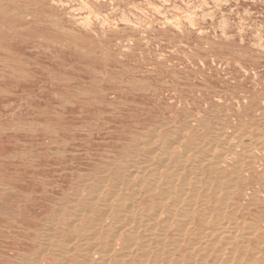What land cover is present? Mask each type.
Returning a JSON list of instances; mask_svg holds the SVG:
<instances>
[{
    "label": "rangeland",
    "instance_id": "374dc122",
    "mask_svg": "<svg viewBox=\"0 0 264 264\" xmlns=\"http://www.w3.org/2000/svg\"><path fill=\"white\" fill-rule=\"evenodd\" d=\"M0 19V264H156L185 245L173 242L175 225L158 222L171 206L189 232L184 207L207 216V237L187 235L191 264L264 263V0H0ZM118 202L135 206L134 225L114 223ZM214 216L225 219L221 229ZM132 225L140 234L133 241L148 242L145 259L137 258L145 250L113 234Z\"/></svg>",
    "mask_w": 264,
    "mask_h": 264
},
{
    "label": "bare ground",
    "instance_id": "6f19581e",
    "mask_svg": "<svg viewBox=\"0 0 264 264\" xmlns=\"http://www.w3.org/2000/svg\"><path fill=\"white\" fill-rule=\"evenodd\" d=\"M37 1V0H36ZM65 1V0H64ZM172 1V0H171ZM79 2V1H78ZM93 2H94V0H93ZM103 2V1H102ZM101 2V3H102ZM107 2V1H106ZM109 3V2H108ZM21 4V3H20ZM41 4H43L42 2H41ZM94 4V3H93ZM104 5H105V3H103ZM110 4V3H109ZM22 5V4H21ZM49 5V4H48ZM103 5V6H104ZM2 6V5H1ZM102 6V5H101ZM107 7V6H106ZM11 9V8H10ZM43 10H44V8H43ZM46 10V9H45ZM57 10V9H56ZM64 10H65V8H64ZM127 10V9H126ZM61 11V10H60ZM57 13V12H56ZM59 13V12H58ZM62 13V12H61ZM64 17V16H63ZM3 19V18H2ZM39 19V18H38ZM1 20V19H0ZM9 20V19H8ZM16 20V19H15ZM29 20V19H28ZM40 20V19H39ZM12 21V20H11ZM22 21V20H21ZM16 22V21H15ZM30 22V21H29ZM211 22V21H210ZM8 24H10L9 22H7ZM33 23V22H32ZM1 25V24H0ZM50 25V24H49ZM66 25V24H65ZM167 25V24H166ZM211 25V24H210ZM5 26H7L6 25V23H5ZM21 26V25H20ZM24 26V25H23ZM26 26V25H25ZM8 27H10V26H8ZM30 28H31V26H29ZM47 27V26H46ZM72 27V26H71ZM28 28V27H27ZM49 28H51V27H49ZM57 28V27H56ZM6 29V28H5ZM24 29H25V27H24ZM33 29V28H32ZM43 29V28H42ZM77 29V28H76ZM133 29V28H132ZM188 29V28H187ZM7 30V29H6ZM10 30H13V29H11V27H10ZM30 30V29H29ZM49 30V29H48ZM130 30V29H129ZM16 31H18V30H16ZM31 31H33V30H31ZM40 31V30H39ZM186 31V30H185ZM9 32V31H8ZM13 32H14V30H13ZM12 32V33H13ZM36 32V31H35ZM41 32V31H40ZM44 32V31H43ZM43 32H41V33H43ZM162 32V31H161ZM164 32V31H163ZM194 32V31H193ZM192 32V33H193ZM38 33V32H37ZM114 33V32H113ZM128 33V32H127ZM140 33V32H139ZM157 33V32H156ZM168 33V32H167ZM195 33V32H194ZM9 34V33H8ZM19 34V33H18ZM36 34V33H35ZM58 34V33H57ZM62 34V33H61ZM130 34V33H129ZM132 34V33H131ZM188 34V33H187ZM13 35V34H12ZM40 35V34H39ZM56 35V34H55ZM83 35H85V34H83ZM124 35V34H123ZM169 35V34H168ZM173 35V34H172ZM190 35V34H189ZM188 35V36H189ZM0 36H2V35H0ZM70 36V35H69ZM89 36V35H88ZM109 36V35H108ZM139 36V35H138ZM147 36H149L148 34H147ZM155 36H157V35H155ZM201 36V35H200ZM5 37V36H4ZM15 37V36H14ZM19 37V36H18ZM17 37V38H18ZM61 36H59V38H60ZM124 37V36H123ZM162 37H165L164 35H162ZM198 37V36H197ZM202 37V36H201ZM207 37H208V35H207ZM206 37V38H207ZM2 38V37H1ZM24 38V37H23ZM31 38V37H30ZM38 38V37H37ZM45 38V37H44ZM63 38V37H62ZM128 38V37H127ZM170 38H171V36H170ZM180 38V37H179ZM182 38V37H181ZM4 39H6V38H4ZM11 39V38H10ZM32 39V38H31ZM42 39V38H41ZM48 39V38H47ZM61 39V38H60ZM60 39H57V40H60ZM149 39H150V37H149ZM166 39H168V38H166ZM171 39H175V38H171ZM170 39V40H171ZM184 39H186V37L184 38ZM197 39V38H196ZM195 39V40H196ZM15 40V39H14ZM20 40V39H19ZM22 40V39H21ZM39 40V39H38ZM51 40V39H50ZM55 40V39H54ZM56 40V41H57ZM68 40V39H67ZM115 40V39H114ZM141 40V39H140ZM144 40V39H143ZM165 40V39H164ZM225 40V39H224ZM53 41V40H52ZM55 41V42H56ZM65 41V40H64ZM70 41V40H69ZM104 41V40H103ZM117 41V40H116ZM115 41V42H116ZM219 41H221V40H219ZM21 42V41H20ZM19 42V43H20ZM41 42V41H40ZM122 42V41H121ZM141 42V41H140ZM156 42V41H155ZM179 42V41H178ZM192 42V41H191ZM198 42V41H197ZM217 42V41H216ZM18 43V42H17ZM37 43V42H36ZM47 43V42H46ZM65 43H66V41H65ZM139 43V42H138ZM180 43V42H179ZM203 43V42H202ZM219 43H221V42H219ZM223 43V42H222ZM229 43V42H228ZM27 44H28V42H27ZM39 44V43H38ZM43 44V43H42ZM107 44V43H106ZM113 44V43H112ZM154 44V43H153ZM25 45V44H24ZM108 45H110V44H108ZM161 45V44H160ZM202 45V44H201ZM227 45V44H226ZM4 46V45H3ZM107 46V45H106ZM155 46V45H154ZM159 46V45H158ZM230 46V45H229ZM232 46V45H231ZM6 47V46H5ZM14 47V46H13ZM30 47V46H29ZM44 47V46H43ZM52 47V46H51ZM117 47V46H116ZM225 47V46H224ZM235 47H237V46H235ZM9 48V47H8ZM165 48V47H164ZM216 48V47H215ZM242 48V47H241ZM240 48V49H241ZM16 49V48H15ZM14 49V50H15ZM21 49H23V48H20V50ZM33 49V48H32ZM41 49V48H40ZM13 50V49H12ZM13 50V51H14ZM19 50V49H18ZM135 50V49H134ZM141 50V49H140ZM179 50V49H178ZM189 50V49H188ZM245 49H243V51H244ZM10 51V50H9ZM17 51V50H16ZM40 51H43V50H40ZM54 51V50H53ZM75 51V50H74ZM117 51V50H116ZM143 51H145V50H143ZM148 51V50H147ZM153 51H155V49L153 50ZM58 52V51H57ZM146 52V51H145ZM224 52V51H223ZM234 52V51H233ZM256 52V51H255ZM36 53V52H35ZM52 53H54V52H52ZM129 53V52H128ZM139 53V52H138ZM213 53V52H212ZM230 53V52H229ZM257 53V52H256ZM43 54V53H42ZM45 54V53H44ZM68 54H69V52H68ZM76 54V53H75ZM205 54V53H204ZM58 55V54H57ZM61 55V54H60ZM81 55V54H80ZM128 55V54H127ZM145 55V54H144ZM183 55V54H182ZM228 55V54H227ZM5 56V55H4ZM55 56V55H54ZM64 56V55H63ZM74 56V55H73ZM113 56V55H112ZM135 56V55H134ZM174 56V55H173ZM177 56V55H176ZM250 56V55H249ZM53 57V56H52ZM59 57V56H58ZM72 57V56H71ZM116 57V56H115ZM129 57V56H128ZM169 57V56H168ZM178 57V56H177ZM43 58H46V57H43ZM49 58V57H48ZM65 58V57H64ZM67 58V57H66ZM77 58V57H76ZM81 57H79V59H80ZM86 58V57H85ZM97 58V57H96ZM149 58V57H148ZM182 58V57H181ZM230 58V57H229ZM87 59V58H86ZM116 59V58H115ZM114 59V60H115ZM139 59H141V58H139ZM145 59V58H144ZM173 59V58H172ZM184 59V58H183ZM15 60V59H14ZM78 60V59H77ZM112 60V59H111ZM133 60V59H132ZM135 60V59H134ZM138 60V59H137ZM21 61V60H20ZM62 61V60H61ZM68 61V60H67ZM75 61H76V59H75ZM140 61V60H139ZM198 61V60H197ZM250 61V60H249ZM10 62V61H9ZM54 62V61H53ZM82 62V61H81ZM95 62H97L96 61V59H95ZM113 62V61H112ZM118 62H119V60H118ZM133 62V61H132ZM187 62V61H186ZM199 62V61H198ZM33 63V62H32ZM75 63V62H74ZM73 63V64H74ZM102 63V62H101ZM116 63V62H115ZM126 63V62H125ZM193 63V62H192ZM204 63V62H203ZM221 63V62H220ZM254 63H256V62H254ZM39 65L41 64V63H38ZM92 64H93V62H92ZM96 64V63H95ZM129 64V63H128ZM189 64V63H188ZM210 64H211V62H210ZM225 64V63H224ZM232 64H234V63H232ZM259 64V63H258ZM257 64V65H258ZM97 65V64H96ZM114 65V64H113ZM157 65H159V64H157ZM186 65H187V63H186ZM198 65V64H197ZM200 66H201V64H199ZM219 65V64H218ZM260 65V64H259ZM32 66V65H31ZM43 66V65H42ZM60 66V65H59ZM62 66H63V64H62ZM74 66V65H73ZM144 66V65H143ZM148 66V65H147ZM195 66V65H194ZM248 66V65H247ZM88 67V66H87ZM101 67V66H100ZM129 67V66H128ZM249 67V66H248ZM79 68V67H78ZM92 68H93V66H92ZM96 68V67H95ZM137 68V67H136ZM202 68V67H201ZM205 68V67H204ZM207 68V67H206ZM231 68V67H230ZM22 69V68H21ZM33 69V68H32ZM55 69V68H54ZM81 69V68H80ZM86 69V68H85ZM97 69V68H96ZM158 69V68H157ZM226 69H228V68H226ZM28 70V69H27ZM47 70V69H46ZM50 70V69H49ZM110 70V69H109ZM127 70V69H126ZM159 70V69H158ZM179 70V69H178ZM177 70V71H178ZM203 70V69H202ZM231 70V69H230ZM236 70V69H235ZM26 71V70H25ZM29 71V70H28ZM45 71V70H44ZM75 71V70H74ZM87 71V70H86ZM89 71V70H88ZM104 71V70H103ZM111 71V70H110ZM137 71V70H136ZM181 71H183V70H181ZM198 71V70H197ZM232 71V70H231ZM37 72V71H36ZM67 72H69V71H67ZM109 72V71H108ZM139 72V71H138ZM160 72V71H159ZM200 72H201V70H200ZM216 72V71H215ZM214 72V73H215ZM230 72V71H229ZM235 72H237V71H235ZM78 73V72H77ZM93 73V72H92ZM98 73V72H97ZM104 73V72H103ZM189 73V72H188ZM208 73V72H207ZM220 73V72H219ZM238 73V72H237ZM236 73V74H237ZM34 74V73H33ZM41 74V73H40ZM48 75H49V73H47ZM51 74H53V73H51ZM80 74V73H79ZM99 74V73H98ZM105 74V73H104ZM210 74V73H209ZM222 74V73H221ZM223 74H224V71H223ZM239 74V73H238ZM34 75H36V74H34ZM190 75V74H189ZM193 75V74H192ZM232 75V74H231ZM243 74H241V76H242ZM195 76V75H194ZM216 76V75H215ZM250 76V75H249ZM40 77V76H39ZM44 77V76H43ZM51 77V76H50ZM49 77V78H50ZM147 77V76H146ZM190 77H191V75H190ZM206 77V76H205ZM208 77V76H207ZM212 77V76H211ZM237 77V76H236ZM252 77V76H251ZM257 77V76H256ZM77 78V77H76ZM116 78V77H115ZM127 78H129V77H127ZM143 78V77H142ZM155 78V77H154ZM157 78V77H156ZM170 78H171V76H170ZM216 78V77H215ZM222 78V77H221ZM230 78V77H229ZM232 78V77H231ZM79 79V78H78ZM103 79V78H102ZM185 79H186V77H185ZM205 79H207V78H205ZM239 79V78H238ZM258 79V78H257ZM54 80V79H53ZM80 80V79H79ZM91 80V79H90ZM89 80V81H90ZM93 80V79H92ZM106 80V79H105ZM130 80V79H129ZM224 80V79H223ZM244 80V79H243ZM4 81V80H3ZM7 81L9 82V80L7 79ZM87 81V80H86ZM153 81V80H152ZM162 81V80H161ZM173 81V80H172ZM198 81V80H197ZM246 81V80H245ZM260 81V80H259ZM258 81V82H259ZM262 81H264V80H262ZM31 82V81H30ZM33 82V81H32ZM51 82H53V81H51ZM109 82V81H108ZM159 82V81H158ZM183 82V81H182ZM238 82V81H237ZM80 83V82H79ZM214 83V82H213ZM226 83V82H225ZM231 83V82H230ZM229 83V84H230ZM260 83V82H259ZM35 84V83H34ZM72 84V83H71ZM107 84H109V83H107ZM114 84V83H113ZM156 84V83H155ZM181 84V83H180ZM184 84V83H183ZM188 84H189V82H188ZM239 84V83H238ZM42 85V84H41ZM79 85V84H78ZM96 85V84H95ZM228 85V84H227ZM233 85V84H232ZM235 85V84H234ZM5 86V85H4ZM30 86V85H29ZM31 86H33V85H31ZM76 86V85H75ZM85 86V85H84ZM89 86V85H88ZM87 86V87H88ZM176 86V85H175ZM201 86V85H200ZM225 86V85H224ZM252 86V85H251ZM36 87V86H35ZM91 87V86H90ZM166 87V86H165ZM240 87H242V86H240ZM264 87V86H263ZM220 88V87H219ZM227 88V87H226ZM237 87H235V89H236ZM252 88V87H251ZM25 89H26V87H25ZM74 89V88H73ZM93 89V88H92ZM110 89V88H109ZM119 89V88H118ZM239 89V88H238ZM237 89V90H238ZM241 89V88H240ZM21 90V89H20ZM31 90V89H30ZM33 90V89H32ZM39 90V89H38ZM61 90H63V89H61ZM94 90V89H93ZM101 90V89H100ZM112 90V89H111ZM110 90V91H111ZM190 90V89H189ZM37 91V90H36ZM230 91V90H229ZM233 91V90H232ZM243 91V90H242ZM249 91V90H248ZM33 92V91H32ZM40 92V91H39ZM234 92V91H233ZM61 94L63 93V92H60ZM113 93H114V91H113ZM117 93V92H116ZM198 93V92H197ZM237 93V92H236ZM245 93V92H244ZM248 93V92H247ZM16 94V93H15ZM135 94V93H134ZM165 94V93H164ZM240 94V93H239ZM23 95V94H22ZM48 95V94H47ZM80 95V94H79ZM88 95H90V94H88ZM115 95V94H114ZM113 95V96H114ZM136 95V94H135ZM229 95V94H228ZM231 95V94H230ZM17 96V95H16ZM112 96V95H111ZM197 96V95H196ZM218 96V95H217ZM219 96H221V95H219ZM18 97V96H17ZM23 97V96H22ZM34 97V96H33ZM101 97V96H100ZM116 97V96H115ZM119 97V96H118ZM122 97V96H121ZM138 97V96H137ZM209 97V96H208ZM240 97V96H239ZM251 97V96H250ZM25 98V97H24ZM41 98V97H40ZM44 98V97H43ZM88 98V97H87ZM97 98V97H96ZM108 98V97H107ZM127 98H129V96L127 97ZM126 98V99H127ZM197 98V97H196ZM205 98V97H204ZM223 98H224V96H223ZM254 98V97H253ZM264 98V97H263ZM81 99V98H80ZM85 99V98H84ZM125 99V98H124ZM133 99V98H132ZM208 99V98H207ZM17 100V99H16ZM18 100H19V98H18ZM119 100V99H118ZM140 100V99H139ZM152 100V99H151ZM157 100V99H156ZM263 100V99H262ZM12 101V100H11ZM35 101V100H34ZM54 101V100H53ZM112 101V100H111ZM115 101V100H114ZM134 101V100H133ZM141 101V100H140ZM179 101V100H178ZM226 101V100H225ZM252 101V100H251ZM59 102V101H58ZM82 102V101H81ZM184 102V101H183ZM250 102V101H249ZM60 103V102H59ZM179 103V102H178ZM42 104V103H41ZM118 104V103H117ZM227 104V103H226ZM35 105V104H34ZM43 105V104H42ZM50 105V104H49ZM119 105V104H118ZM260 105H261V103H260ZM0 106H2V105H0ZM77 106V105H76ZM199 106V105H198ZM262 106V105H261ZM209 107V106H208ZM242 107V109L243 108H246L247 106H245V107H243V106H241ZM257 107H259V105L257 106ZM16 108V107H15ZM41 108V107H40ZM95 108V107H94ZM227 108V107H226ZM249 108V107H248ZM261 108V107H260ZM98 109V108H97ZM112 109V108H111ZM117 109V108H116ZM196 109V108H195ZM195 109H193V110H195ZM234 109V108H233ZM95 110V109H94ZM122 110H123V108H122ZM186 110V109H185ZM210 110V109H209ZM257 110V109H256ZM30 111V110H29ZM43 111H44V109H43ZM60 111V110H59ZM85 111V110H84ZM87 111V110H86ZM89 111V110H88ZM103 111H104V108H103ZM106 111V110H105ZM201 111V110H200ZM222 111V110H221ZM236 111V110H235ZM244 111V110H243ZM92 112H94V111H92ZM191 112V111H190ZM193 112V111H192ZM30 113V112H29ZM37 113H41V112H37ZM182 113V112H181ZM204 113H207V112H204ZM239 113V112H238ZM243 113V112H242ZM92 114V113H91ZM90 114V115H91ZM217 114V113H216ZM244 114V113H243ZM246 114H248V113H246ZM246 114H245V116H246ZM255 114H256V112H255ZM189 115V114H188ZM219 115V114H218ZM226 115V114H225ZM224 115V116H225ZM252 115V114H251ZM257 115V114H256ZM45 116V115H44ZM183 116V115H182ZM208 116V115H207ZM213 116V115H212ZM221 116H223V114L221 115ZM17 117V116H16ZM39 117V116H38ZM47 117V116H46ZM121 117V116H120ZM184 117V116H183ZM216 117V116H215ZM241 117H243V116H241ZM20 118V117H19ZM18 118V119H19ZM33 118H34V116H33ZM41 118V117H40ZM43 118V117H42ZM180 118V117H179ZM182 118V117H181ZM217 118V117H216ZM264 118V117H263ZM17 119V120H18ZM36 119V118H35ZM46 119V118H45ZM213 119V118H212ZM229 119V118H228ZM258 119H260V118H258ZM9 120V119H8ZM21 120V119H20ZM31 120V119H30ZM33 120V119H32ZM44 120V119H43ZM73 120V119H72ZM77 120V119H76ZM217 120V119H216ZM215 120V121H216ZM223 120V119H222ZM241 120V119H240ZM250 120V119H249ZM249 120H248V122H249ZM264 120V119H263ZM19 121V120H18ZM22 121V120H21ZM107 121V120H106ZM257 121V120H256ZM22 122H24V121H22ZM41 122V121H40ZM57 122H59V121H57ZM172 122V121H171ZM210 122V121H209ZM226 122V121H225ZM224 122V123H225ZM246 122H247V120H246ZM263 122V121H262ZM215 123V122H214ZM254 123V122H253ZM53 124H55V123H53ZM64 124H67V123H64ZM69 124V123H68ZM67 124V125H68ZM79 124V123H78ZM168 124V123H167ZM222 124V123H221ZM70 125V124H69ZM201 125V124H200ZM223 125H225V124H223ZM222 125V126H223ZM232 125V124H231ZM251 125V124H250ZM172 126V125H171ZM180 126H182V125H180ZM185 126H186V124H185ZM229 126V125H228ZM227 126V127H228ZM240 126V125H239ZM173 127V126H172ZM231 127V126H230ZM69 128V127H68ZM68 128H66V129H68ZM148 128V127H147ZM160 128V127H159ZM188 128V127H187ZM190 128V127H189ZM209 128V127H208ZM218 128V127H217ZM243 128H245V127H243ZM71 129V128H70ZM149 129V128H148ZM182 129H184L183 127H182ZM180 130V131H183V130ZM235 129V128H234ZM253 129V128H252ZM41 130V129H40ZM73 130V129H72ZM145 130H146V128H145ZM192 130V129H191ZM198 130H200V129H198ZM218 130V129H217ZM242 130V129H241ZM244 131V130H243ZM246 131V130H245ZM251 131V130H250ZM211 132V131H210ZM209 132V133H210ZM230 132V131H229ZM233 132V131H232ZM236 132V131H235ZM241 132V131H240ZM47 133H49V132H47ZM60 133V132H59ZM67 133V132H66ZM162 133V132H161ZM212 133V132H211ZM215 133H216V131H215ZM256 133V132H255ZM69 134V133H68ZM142 134V133H141ZM208 134V133H207ZM217 134V133H216ZM258 134H260V133H258ZM20 135V134H19ZM30 135V134H29ZM44 135V134H43ZM178 135V134H177ZM242 135V134H241ZM253 135V134H252ZM257 135V134H256ZM262 135V134H261ZM47 136V135H46ZM45 136V137H46ZM65 136V135H64ZM67 136V135H66ZM70 136V135H69ZM80 136V135H79ZM143 136V135H142ZM190 136V135H189ZM191 136H193V135H191ZM209 136V135H208ZM237 136V135H236ZM30 137V136H29ZM62 137V136H61ZM245 137V136H244ZM50 138V137H49ZM54 138H56L55 136H54ZM70 138V137H69ZM68 138V139H69ZM83 138V137H82ZM128 138V137H127ZM190 138V137H189ZM215 138V137H214ZM236 138V137H235ZM234 138V139H235ZM129 139V138H128ZM140 139V138H139ZM198 139V138H197ZM201 139V138H200ZM131 140V139H130ZM142 140V139H141ZM161 140V139H160ZM169 140H171V139H169ZM195 140V139H194ZM87 141V140H86ZM159 141V140H158ZM204 141V140H203ZM222 141V140H221ZM240 141V140H239ZM157 142V141H156ZM197 142V141H196ZM204 142H206V141H204ZM249 142V141H248ZM137 143V142H136ZM172 143H174V142H172ZM232 143V142H231ZM250 143V142H249ZM57 144V143H56ZM158 144V143H157ZM223 144V143H222ZM228 144V143H227ZM254 144H256V143H254ZM138 145H140V144H138ZM194 145V144H193ZM252 145V144H251ZM258 145V144H257ZM263 145V144H262ZM159 146V145H158ZM191 146V145H190ZM134 147V146H133ZM151 147V146H150ZM182 147V146H181ZM229 147V146H228ZM242 147V146H241ZM254 147V146H253ZM263 147V146H262ZM120 148V147H119ZM152 148V147H151ZM163 148V147H162ZM213 148V147H212ZM217 148V147H216ZM226 148V147H225ZM224 148V149H225ZM258 148V147H257ZM130 149V148H129ZM197 149V148H196ZM140 150V149H139ZM161 150V149H160ZM160 150H159V152H160ZM226 150H228V149H226ZM178 151V150H177ZM184 151V150H183ZM207 151V150H206ZM124 152V151H123ZM142 152V151H141ZM181 152V151H180ZM226 152V151H225ZM257 152H258V150H257ZM260 152V151H259ZM233 154V153H232ZM256 154V153H255ZM138 155V154H137ZM170 155H172V154H170ZM260 155V154H259ZM258 155V156H259ZM143 156V155H142ZM168 156V155H167ZM179 156V155H178ZM203 156V155H202ZM208 156V155H207ZM212 156V155H211ZM244 156V155H243ZM262 156V155H261ZM107 157H109V156H107ZM113 157V156H112ZM171 157V156H170ZM169 157V158H170ZM218 157V156H217ZM220 157V156H219ZM227 157V156H226ZM106 158V157H105ZM165 158H166V156H165ZM172 158V157H171ZM199 158V157H198ZM215 159V158H214ZM257 159V158H256ZM262 159V158H261ZM60 160V159H59ZM129 160V159H128ZM170 160V159H169ZM178 160V159H177ZM204 160V159H203ZM216 160V159H215ZM230 160V159H229ZM258 160V159H257ZM101 161V160H100ZM172 161V160H171ZM178 161H180V160H178ZM219 161V160H218ZM239 161H241V160H239ZM238 161V162H239ZM155 162V161H154ZM213 162V161H212ZM220 162V161H219ZM218 162V163H219ZM227 162H230V161H227ZM252 162V161H251ZM103 163H104V161H103ZM108 163V162H107ZM140 163V162H139ZM169 163V162H168ZM173 163V162H172ZM179 163V162H178ZM188 163V162H187ZM199 163V162H198ZM211 163V162H210ZM236 163V162H235ZM234 163V164H235ZM245 163V162H244ZM264 163V162H263ZM141 164V163H140ZM149 164V163H148ZM147 164V165H148ZM159 164V163H158ZM257 164H259V162L257 163ZM262 164V163H261ZM249 165V164H248ZM70 166V165H69ZM78 166V165H77ZM91 166V165H90ZM92 166H93V164H92ZM119 166V165H118ZM121 166V165H120ZM124 166V165H123ZM170 166V165H169ZM168 166V167H169ZM184 166H185V164H184ZM256 166V165H255ZM89 167V166H88ZM95 167V166H94ZM117 167V166H116ZM223 167H225V166H223ZM238 167V166H237ZM243 167V166H242ZM252 167V166H251ZM92 168V167H91ZM131 168V167H130ZM144 168V167H143ZM149 168V167H148ZM142 169V168H141ZM202 169H205V168H202ZM219 169V168H218ZM237 169V168H236ZM241 169V168H240ZM88 170H90V169H88ZM199 170V169H198ZM226 170V169H225ZM242 170V169H241ZM255 170V169H254ZM87 171V170H86ZM120 171V170H119ZM135 171V170H134ZM166 171V170H165ZM186 171H187V169H186ZM202 171V170H201ZM207 171V170H206ZM233 171V170H232ZM176 172V171H175ZM183 172H184V170H183ZM208 172V171H207ZM238 172V171H237ZM253 172V171H252ZM114 173V172H113ZM123 173V172H122ZM125 173V172H124ZM139 173V172H138ZM203 173V172H202ZM250 173V172H249ZM91 174V173H90ZM120 174V173H119ZM200 174H201V172H200ZM206 174V173H205ZM208 174V173H207ZM224 174H226V173H224ZM253 174V173H252ZM257 174V173H256ZM71 175V174H70ZM177 176L179 175V174H176ZM242 175V174H241ZM246 175V174H245ZM249 175V174H248ZM85 176V175H84ZM133 176V175H132ZM162 176V175H161ZM169 176V175H168ZM227 176V175H226ZM229 176V175H228ZM234 176V175H233ZM243 176V175H242ZM251 176V175H250ZM256 176V175H255ZM71 177V176H70ZM100 177V176H99ZM98 177V178H99ZM104 177V176H103ZM108 177V176H107ZM113 177V176H112ZM212 177V176H211ZM241 177V176H240ZM251 177H254V175H252ZM119 178V177H118ZM168 178V177H167ZM178 178H181V176H179ZM186 178V177H185ZM188 178H190V177H188ZM202 178V177H201ZM204 178V177H203ZM71 179V178H70ZM95 179V178H94ZM172 179V178H171ZM222 179V178H221ZM227 179V178H226ZM229 179V178H228ZM77 180V179H76ZM83 180V179H82ZM87 180V179H86ZM96 180V179H95ZM98 180V179H97ZM105 180V179H104ZM103 180V181H104ZM168 180V179H167ZM185 179L183 178V181H184ZM238 180H240V179H238ZM72 181V180H71ZM106 181V180H105ZM169 181V180H168ZM174 181V180H173ZM180 181V180H179ZM203 181V180H202ZM142 182V181H141ZM148 182V181H147ZM158 182V181H157ZM161 182V181H160ZM200 182V181H199ZM205 182V181H204ZM214 182H215V180H214ZM217 182V181H216ZM228 182V181H227ZM259 182V181H258ZM69 183V182H68ZM208 183V182H207ZM231 183V182H230ZM233 183V182H232ZM237 183V182H236ZM240 183V182H239ZM253 183V182H252ZM255 183V182H254ZM78 184V183H77ZM135 184V183H134ZM245 184V183H244ZM89 185V184H88ZM108 185V184H107ZM159 185H160V183H159ZM209 185V184H208ZM225 185V184H224ZM248 185V184H247ZM251 185V184H250ZM264 185V184H263ZM86 186V185H85ZM112 186V185H111ZM126 186V185H125ZM139 186V185H138ZM145 186V185H144ZM180 188H182V186L183 185H178ZM204 186V185H203ZM229 186V185H228ZM26 187V186H25ZM170 188H173L174 189V191L175 192H177L178 191V189L176 188V187H174V186H169ZM191 187V186H190ZM189 187V188H190ZM202 187V186H201ZM230 187V186H229ZM238 187H239V185H238ZM241 187V186H240ZM141 188H143V187H141ZM140 188V189H141ZM151 188V187H150ZM184 188V187H183ZM194 188V187H193ZM77 189V188H76ZM202 189V188H201ZM204 189V188H203ZM218 189V188H217ZM238 189V188H237ZM240 189V188H239ZM238 189V190H239ZM243 189V188H242ZM248 189V188H247ZM259 189V188H258ZM74 190V189H73ZM149 190H152V189H149ZM171 190V189H170ZM183 190V189H182ZM181 190V191H182ZM187 190V189H186ZM221 190H223V189H221ZM241 190V189H240ZM246 190V189H245ZM254 190V189H253ZM96 191V190H95ZM147 191V190H146ZM161 191V190H160ZM202 191V190H201ZM232 191V190H231ZM242 191V190H241ZM247 191V190H246ZM91 192V191H90ZM97 192H99V191H97ZM116 192V191H115ZM132 192V191H131ZM138 192V191H137ZM157 192H158V190H157ZM211 192V191H210ZM245 192V191H244ZM93 193V192H92ZM94 193H96V192H94ZM114 193V192H113ZM112 193V194H113ZM124 193V192H123ZM130 193V192H129ZM225 193V192H224ZM232 193V192H231ZM68 194V193H67ZM70 194V193H69ZM110 194V193H109ZM174 194V193H173ZM226 194H228V193H226ZM63 195V194H62ZM96 195V194H95ZM129 195V194H128ZM132 195V194H131ZM134 195H136V194H134ZM164 195V194H163ZM168 195V194H167ZM201 195H203V194H201ZM200 195V196H201ZM210 195V194H209ZM214 195V194H213ZM223 195H225V194H223ZM236 195V194H235ZM241 195V194H240ZM74 196V195H73ZM152 196V195H151ZM233 196V195H232ZM101 197V196H100ZM103 197V196H102ZM181 197V196H180ZM219 197V196H218ZM246 197V196H245ZM248 197V196H247ZM259 197H261V196H259ZM105 198V197H104ZM129 198H132V197H129ZM139 198V197H138ZM154 198V197H153ZM200 198V197H199ZM198 198V199H199ZM210 198V197H209ZM230 198H232V197H230ZM239 198H241V196L239 197ZM244 198V197H243ZM252 198V197H251ZM264 198V197H263ZM262 198V199H263ZM122 199H124V197H122ZM135 199V198H134ZM146 199V198H145ZM158 199V198H157ZM211 199V198H210ZM209 199V200H210ZM213 199V198H212ZM234 199V198H233ZM72 200V199H71ZM125 200H127V199H125ZM129 200V199H128ZM153 200V199H152ZM180 200H183V198L181 197L180 198ZM184 200H185V198H184ZM190 200V199H189ZM188 200V201H189ZM206 200V199H205ZM208 200V199H207ZM214 200V199H213ZM236 200V199H235ZM261 200V199H260ZM260 200H259V202H260ZM68 201V200H67ZM131 201V200H130ZM188 201H186V202H188ZM211 201V200H210ZM216 201V200H215ZM231 201V200H230ZM233 201V200H232ZM104 202V201H103ZM114 202V201H113ZM128 202V201H127ZM175 202H176V200H175ZM185 202V201H184ZM185 202V203H186ZM242 202V201H241ZM261 202H263V200L261 201ZM66 203V202H65ZM130 203V202H129ZM211 203V202H210ZM217 203V202H216ZM229 203V202H228ZM234 203V202H233ZM235 203H236V201H235ZM250 203V202H249ZM56 204V203H55ZM135 204H137V203H135ZM156 204V203H155ZM167 204V203H166ZM173 204V203H172ZM251 204V203H250ZM262 204V203H261ZM264 204V203H263ZM50 205V204H49ZM60 205V204H59ZM130 205H132L131 203H130ZM147 205H149V204H147ZM164 205V204H163ZM169 205V204H168ZM182 205V204H181ZM180 205V206H181ZM237 205V204H236ZM247 205H248V203H247ZM72 206V205H71ZM97 206V205H96ZM102 206H103V204H102ZM153 206H155V205H153ZM158 206V205H157ZM170 206V205H169ZM179 206V205H178ZM179 206V207H180ZM183 206V205H182ZM185 206H187V205H185ZM191 206V205H190ZM198 206V205H197ZM238 206V205H237ZM250 206H253V205H250ZM51 207V206H50ZM98 207V206H97ZM96 207V208H97ZM132 207V206H131ZM145 207V206H144ZM158 207H160V205L158 206ZM158 207L156 208V210L158 209ZM164 207H165V205H164ZM205 207V206H204ZM225 207V206H224ZM228 207V206H227ZM72 208H73V206H72ZM134 208H135V206H134ZM134 208H131V210L129 211L128 209V207L126 206V204L124 203H122V202H118L117 203V206L115 207V221H114V223L115 222H118V221H121V222H131V224H133L132 222H134V219L136 218V217H138V215L139 214H137V211L134 209ZM185 208V210H186V214H187V216H193L192 218H191V220H190V223L189 224H191L190 226H192V228L190 229V232H189V229H187V228H185V224H184V218H182V213H180L181 211L179 210H173V207L171 206V207H168V208H166V209H164V211H163V216L161 215V217H159V221L158 222H160V225H161V223L162 224H164V225H168V226H172V225H175V227H174V229L172 228V230H173V234H175V240L173 241V242H175L177 245L179 244V241H181V242H183V243H185V245L181 248V243L179 244V248H178V250L177 251H179L180 253H179V255L178 256H175V255H173L172 257L173 258H168V257H166V259H162V260H157V262H156V264H191V262H193L192 260H190V254H191V251L193 250H195V248H194V245H195V242L193 241L194 239H192V238H190V236H188L187 237V235L190 233L193 237H195V239L197 240V239H202V238H205V237H207L210 233L207 231H203V228H202V226L205 224V223H208V221H207V216H206V214L204 213V212H202L203 211V209H199L198 211L199 212H196V210H194L193 209V211H191V207H189V206H187V207H184ZM206 208V207H205ZM218 208V207H217ZM229 208V207H228ZM242 208V207H241ZM246 208H248V207H246ZM108 209V208H107ZM110 209V208H109ZM143 209H145V208H143ZM180 209V208H179ZM181 209H183V208H181ZM245 209V208H244ZM264 209V208H263ZM91 210V209H90ZM132 210H135L134 212L132 211ZM149 210V209H148ZM185 210H184V212H185ZM209 210V209H208ZM231 210V209H230ZM253 210V209H252ZM70 211V210H69ZM101 211V210H100ZM114 211V210H113ZM158 211V210H157ZM160 211V210H159ZM210 211V210H209ZM214 211V210H213ZM254 211V210H253ZM264 211V210H263ZM78 212V211H77ZM96 212V211H95ZM153 212V211H152ZM202 212V213H201ZM218 212V211H217ZM229 212V211H228ZM228 212H225L226 214L228 213ZM99 213V212H98ZM101 213V212H100ZM114 213V212H113ZM112 213V214H113ZM128 213H129V215H128ZM154 213H156V212H154ZM158 213V212H157ZM96 214V213H95ZM148 214V213H147ZM150 214V213H149ZM231 214V213H230ZM251 214V213H250ZM254 214V213H253ZM259 214V213H258ZM77 215H79V214H77ZM101 215V214H100ZM213 215V214H212ZM220 215H221V212H220ZM80 216V215H79ZM93 216V215H92ZM140 216V215H139ZM150 216V215H149ZM151 216L153 217V215L151 214ZM228 216V215H227ZM257 216V215H256ZM262 216V215H261ZM46 217V216H45ZM54 217H56V216H54ZM64 217V216H63ZM90 217V216H89ZM97 217V216H96ZM108 217V216H107ZM148 217V216H147ZM215 217V216H214ZM220 217V216H219ZM229 217V216H228ZM231 217V216H230ZM254 217V216H253ZM79 218V217H78ZM104 218V217H103ZM139 218V217H138ZM155 218V217H154ZM223 219V220H225L223 217H220L219 219ZM233 218V217H232ZM231 218V219H232ZM236 218V217H235ZM240 218V217H239ZM256 218V217H255ZM264 218V217H263ZM9 219V218H8ZM86 219V218H85ZM87 219H89V218H87ZM151 219V218H150ZM217 219H218V217H217ZM216 219V217H215V219H214V221H213V223H214V225H216V228L217 229H221V228H219L220 227V224L223 222L224 223V221L222 220V222L221 223H219V221ZM244 219V218H243ZM78 219H76V221H77ZM227 220V219H226ZM235 220V219H234ZM260 220V219H259ZM137 221L138 222H140V223H142L140 220H138L137 219ZM251 221V220H250ZM262 221H263V219H262ZM53 222H55V221H53ZM61 222V221H60ZM75 222V221H74ZM97 222V221H96ZM107 222V221H106ZM143 222H144V219H143ZM147 222V221H146ZM146 222H144V223H146ZM173 222V223H172ZM210 222H212V221H210ZM227 223H228V221H226ZM225 222V223H226ZM232 222H234L233 220H232ZM240 222V221H239ZM254 222H257V221H254ZM58 223V222H57ZM92 223V222H91ZM99 223V222H98ZM112 223V222H111ZM113 223V224H114ZM119 223V222H118ZM137 223V222H136ZM226 223V224H227ZM242 223V222H241ZM247 223V222H246ZM245 223V224H246ZM69 224V223H68ZM72 224V223H71ZM95 224H97V223H95ZM94 224V225H95ZM106 224V223H105ZM117 224V223H116ZM123 224V223H122ZM187 224V223H186ZM209 224V223H208ZM229 224H231V223H229ZM232 224H234V223H232ZM237 224V223H236ZM247 224H249V223H247ZM47 225V224H46ZM55 225V224H54ZM125 225V224H124ZM123 225V226H124ZM134 225V224H133ZM131 226L132 228L131 229H129L128 231H125V234L123 233H118L119 231H118V227L116 228V230H115V233H113V234H115V236L116 237H118V238H122L124 241H127L128 243H133L132 245H135L138 249L140 248V249H142V250H145L144 251V254L143 255H140V256H137V258L139 259V260H141V259H143L144 258V256H146L145 254H147L148 255V252L146 251V247H148L147 245H148V242L146 241V239L144 240V239H142L143 241H142V243H137V242H134L133 240L135 239V241H137V239L136 238H138V235H140L139 234V231H138V228H137V226L138 225H135V226ZM207 225V224H206ZM251 225V224H250ZM254 225V224H253ZM252 225V226H253ZM24 226V225H23ZM90 226V225H89ZM112 226V225H111ZM118 226V225H117ZM122 226V225H121ZM120 226V227H121ZM147 226V225H146ZM189 226V227H190ZM223 226H224V224H223ZM230 226V225H229ZM236 226V225H235ZM244 226H246V225H244ZM251 226V227H252ZM28 227V226H27ZM77 227V226H76ZM75 227V228H76ZM94 226H91L90 228H93ZM95 227H96V225H95ZM113 227H115V226H113ZM126 227V226H125ZM163 227V226H162ZM208 226H206V228H207ZM231 227V226H230ZM247 227V226H246ZM250 227V226H249ZM251 227H250V229H251ZM44 228V227H43ZM88 228V227H87ZM112 228V227H111ZM124 228V227H123ZM137 228V229H136ZM146 228H148V227H146ZM151 230H152V228L151 227H149ZM155 228V227H154ZM224 228H226L225 226H224ZM223 228V229H224ZM236 228V227H235ZM234 228V229H235ZM259 228V227H258ZM258 228H256V229H258ZM62 229V228H61ZM63 229H64V226H63ZM114 229V228H113ZM167 229V228H166ZM227 229V228H226ZM228 229H230V228H228ZM249 229V228H248ZM73 230V229H72ZM82 230V229H81ZM90 230V229H89ZM94 230V229H93ZM98 230V229H97ZM107 230V229H106ZM127 230V229H126ZM148 230V229H147ZM205 230V229H204ZM233 230V229H232ZM236 230V229H235ZM240 230V229H239ZM244 230V229H243ZM253 230V229H252ZM251 230V231H252ZM71 231V230H70ZM83 231H86V230H82V232ZM99 231V230H98ZM142 231V230H141ZM159 231V230H158ZM224 231V230H223ZM229 231V230H228ZM230 231H231V229H230ZM238 231V230H237ZM57 232V231H56ZM93 232H97V231H93ZM92 232V233H93ZM112 232V231H111ZM164 232V231H163ZM163 232H161V233H163ZM217 232H218V234H220L219 233V230H217ZM216 232V233H217ZM235 232V231H234ZM255 232V231H254ZM64 233H65V231H64ZM84 233V232H83ZM91 233V232H90ZM98 233V232H97ZM110 233V232H109ZM157 233V232H156ZM160 233V234H161ZM165 233V232H164ZM163 233V234H164ZM214 233V232H213ZM230 233H232V231L230 232ZM244 233V232H243ZM253 233V232H252ZM48 234V233H47ZM56 234V233H55ZM86 234H88V233H85L84 235L86 236ZM101 234V233H100ZM103 234H105V233H103ZM149 234V233H148ZM158 234V233H157ZM215 234V233H214ZM233 234V233H232ZM250 235H251V233H249ZM264 234V233H263ZM50 235V234H49ZM57 235V234H56ZM81 235V234H80ZM91 235V234H90ZM94 234H92L91 236H93ZM110 235V234H109ZM112 235V234H111ZM144 235V234H143ZM159 235V234H158ZM168 235V234H167ZM213 235V234H212ZM221 235V234H220ZM239 235V234H238ZM246 235H248V234H246ZM250 235H248V236H250ZM67 236V235H66ZM75 236V235H74ZM84 236V237H85ZM95 236V235H94ZM113 236V235H112ZM132 236V237H131ZM146 236V235H145ZM160 236H162V235H160ZM211 236V235H210ZM216 236H217V234H216ZM62 237V236H61ZM60 237V238H61ZM83 237V238H84ZM87 237V236H86ZM85 237V238H86ZM89 237V236H88ZM108 237V236H107ZM214 237V236H213ZM34 238V237H33ZM74 238V237H73ZM96 239H97V237H95ZM141 238V237H140ZM169 238V237H168ZM171 238V237H170ZM38 239V238H37ZM45 239V238H44ZM70 240H71V238H69ZM91 239H92V237H91ZM108 239V238H107ZM113 239V238H112ZM111 239V240H112ZM158 239H160V238H158ZM212 239V238H211ZM215 239H217V237H215L214 239H213V241H215ZM224 239V238H223ZM235 239V238H234ZM253 239H254V237H253ZM46 240V239H45ZM44 240V241H45ZM61 240V239H60ZM85 240V239H84ZM90 240V239H89ZM121 240V239H120ZM150 240V239H149ZM157 240V239H156ZM172 240V239H171ZM244 240V239H243ZM35 241H37L36 239H35ZM66 241V239L64 240V241H62V242H65ZM119 241V240H118ZM178 241V242H177ZM197 241H199V240H197ZM209 241V240H208ZM212 241V240H211ZM240 241V240H239ZM251 241V240H250ZM259 241V240H258ZM38 242V241H37ZM36 242V243H37ZM56 242V241H55ZM61 242V243H62ZM107 242V241H106ZM112 242V241H111ZM139 242V241H138ZM147 242V243H146ZM155 242V241H154ZM158 242V241H157ZM217 242V241H216ZM220 242V241H219ZM222 242V241H221ZM226 242V241H225ZM237 242V241H236ZM260 242V241H259ZM71 243H73L72 241H71ZM109 243V242H108ZM107 243V244H108ZM120 243V242H119ZM209 243H210V241H209ZM222 243H224V241L222 242ZM261 243V242H260ZM104 244V243H103ZM120 244H122V243H120ZM123 244H124V242H123ZM165 244V243H164ZM164 244H163V246H164ZM197 244H198V242H197ZM211 244H214V243H211ZM217 244H218V242H217ZM221 244V243H220ZM48 245V244H47ZM53 245H54V243H53ZM62 244H60V246H61ZM65 245H67V246H71V244H67V242H66V244ZM91 245V244H90ZM112 246L111 247H113L114 245L113 244H111ZM131 245V244H130ZM166 245V244H165ZM171 245V244H170ZM226 245V244H225ZM248 245V244H247ZM255 245V244H254ZM66 246V247H67ZM81 246H82V244H81ZM105 246V245H104ZM117 246V245H116ZM124 246V245H123ZM123 246H121V248L123 247ZM125 246H128V245H126L125 244ZM236 246H238V245H236ZM48 247V246H47ZM65 247V246H64ZM71 247H74L73 245L71 246ZM70 247V248H71ZM91 247V246H90ZM95 247V246H94ZM101 247V246H100ZM103 247V246H102ZM107 247V246H106ZM109 248L108 249V251L109 250H111L112 248ZM129 247V246H128ZM245 247V246H244ZM243 247V248H244ZM69 248V249H70ZM88 248V247H87ZM118 248V247H117ZM136 248V249H137ZM194 248V249H193ZM207 248V247H206ZM212 248V247H211ZM233 248V247H232ZM249 248V247H248ZM251 248V247H250ZM263 249H264V247H262ZM74 249V248H73ZM72 249V250H73ZM90 249H93V246H92V248H90ZM89 249V251L91 252V250ZM124 249H126V248H124ZM156 249V248H155ZM234 249V251H235V248H233ZM239 249V248H238ZM84 250V249H83ZM82 250V251H83ZM97 249H95V251H96ZM128 250H129V248H128ZM201 250H203V249H201ZM205 250V249H204ZM203 250V251H204ZM211 250V249H210ZM244 250H245V248H244ZM243 250V251H244ZM41 251V250H40ZM44 251V250H43ZM59 251V250H58ZM69 251V250H68ZM85 251V250H84ZM98 251V250H97ZM100 251V250H99ZM107 251V250H106ZM107 251V253H110L111 251H109L108 252ZM124 251H126V250H124ZM157 251V250H156ZM164 251V250H163ZM206 251V253H207V250H205ZM216 251V250H215ZM220 251V250H219ZM222 251V250H221ZM240 251V250H239ZM248 251V250H247ZM257 251V250H256ZM54 252V251H53ZM103 252V251H102ZM139 252V251H138ZM141 252V251H140ZM166 252V251H165ZM188 252H190V254H188ZM214 252V251H213ZM218 252V251H217ZM223 252V251H222ZM88 253V252H87ZM121 253H123V252H121ZM133 253V252H132ZM160 253V252H159ZM230 253V252H229ZM232 254H233V252H231ZM230 253V254H231ZM253 253L255 254V251H253ZM258 253H260V252H258ZM78 254V253H77ZM104 254H106V253H104ZM126 254V253H125ZM203 254V253H202ZM219 254V253H218ZM231 254V255H232ZM237 254V253H236ZM246 254H247V252H246ZM52 255V254H51ZM71 255H73V254H71ZM85 255H87V254H85ZM91 255V254H90ZM89 255V256H90ZM115 255V254H114ZM117 255V254H116ZM163 255H164V253H163ZM198 255V254H197ZM207 255H208V253H207ZM243 255V254H242ZM241 255V256H242ZM39 255L37 254V257H38ZM74 256V255H73ZM80 256V255H79ZM89 256H87V257H89ZM101 256H104V255H101ZM101 256H99V257H101ZM110 256V255H109ZM109 256H108V258H109ZM122 255H120V257H121ZM129 256V255H128ZM132 256V255H131ZM166 255H164V257H165ZM167 256H169V255H167ZM192 256H194V255H192ZM191 256V257H192ZM214 256H216V255H214ZM32 257V256H31ZM125 257H126V255H125ZM124 257V258H125ZM147 257V256H146ZM217 257H218V259H219V257L220 256H218L217 255ZM228 257H230L229 255H228ZM251 257V256H250ZM34 258V257H33ZM39 258V257H38ZM91 258V257H90ZM89 258V259H90ZM107 258V257H106ZM163 258V257H162ZM216 258V257H215ZM248 258H249V256H248ZM52 259V258H51ZM95 259V258H94ZM105 259V258H104ZM126 259V258H125ZM145 259V258H144ZM155 259V258H154ZM192 259V258H191ZM213 259V258H212ZM240 259V258H239ZM246 259V258H245ZM84 260V259H83ZM119 261H120V259H118ZM130 260V259H129ZM214 260V259H213ZM228 260V259H227ZM230 260V259H229ZM229 260H228V262H229ZM247 260V259H246ZM73 261H74V258H73ZM79 261V260H78ZM86 261V260H85ZM87 261H89V260H87ZM105 261V260H104ZM107 261V260H106ZM124 261L125 260H123V263H124ZM210 261H211V259H210ZM208 259H206L205 260V264H216V262L218 261V260H216V261H213L212 263L210 262ZM231 261V260H230ZM240 261V260H239ZM244 261V260H243ZM255 261V260H254ZM264 261V260H263ZM75 262V261H74ZM97 262V261H96ZM116 262H118V261H116ZM137 262V261H136ZM142 262V261H141ZM145 262V261H144ZM151 262V261H150ZM226 262V261H225ZM259 262V261H258ZM67 263V262H66ZM65 263V264H66ZM80 263V262H79ZM99 263V262H98ZM103 264H105V262H102ZM101 263V264H102ZM130 264H132V262H129ZM250 263V262H249ZM248 263V264H249ZM260 263V262H259ZM258 263V264H259ZM262 263V262H261ZM260 263V264H261ZM84 264H87V262L86 263H84ZM118 264V263H117ZM119 264H120V262H119ZM126 264V263H125ZM228 264V263H227ZM244 264V263H243ZM246 264V263H245ZM251 264H254V263H251ZM256 264V263H255ZM264 264V263H263Z\"/></svg>",
    "mask_w": 264,
    "mask_h": 264
}]
</instances>
